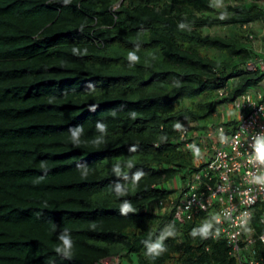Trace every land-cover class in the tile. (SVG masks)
Wrapping results in <instances>:
<instances>
[{
    "label": "trees",
    "instance_id": "1",
    "mask_svg": "<svg viewBox=\"0 0 264 264\" xmlns=\"http://www.w3.org/2000/svg\"><path fill=\"white\" fill-rule=\"evenodd\" d=\"M223 3L0 0V264H103L115 256L119 264H241L222 235H189L215 210L181 221L170 207L174 181L198 169L174 125L212 121L220 105L264 81L263 71L246 68L255 52L245 28L264 23V6ZM221 12L228 18L218 19ZM130 52L140 58L131 67ZM97 121L107 126L99 146ZM77 126L78 147L70 132ZM128 161L127 179L112 173ZM137 170L145 175L133 186ZM116 183L127 196L115 195ZM123 200L135 213L120 214ZM255 210L262 232L264 204ZM169 224L176 236L152 261L142 241ZM65 229L71 259L54 252Z\"/></svg>",
    "mask_w": 264,
    "mask_h": 264
},
{
    "label": "built area",
    "instance_id": "2",
    "mask_svg": "<svg viewBox=\"0 0 264 264\" xmlns=\"http://www.w3.org/2000/svg\"><path fill=\"white\" fill-rule=\"evenodd\" d=\"M235 106L239 111L238 126L232 134L223 125L208 129V138L215 140L211 159L201 173L188 181L181 201L173 207L182 220L192 218L200 209H216L214 216L220 217L216 225L231 254L239 257L243 264H264V231L247 232L255 216V207L264 202V186L252 179L264 174V166L249 163L254 138L264 134V96L256 99L250 93L245 94L235 101ZM189 134L190 129L183 128L181 140L190 149L198 148L203 138H191ZM258 244L260 248L257 249Z\"/></svg>",
    "mask_w": 264,
    "mask_h": 264
},
{
    "label": "clouds",
    "instance_id": "3",
    "mask_svg": "<svg viewBox=\"0 0 264 264\" xmlns=\"http://www.w3.org/2000/svg\"><path fill=\"white\" fill-rule=\"evenodd\" d=\"M249 1H252V0H249ZM258 1H259V3H261V0H258ZM69 2H70V0H63V3H65V4H67ZM210 6L213 8H217V9L225 7L223 0H211ZM262 6H264V5L262 4ZM227 18H228L227 14L225 12H221L218 16V19H220V20H225ZM256 22H259V21H256ZM254 23L255 22L245 26V28L249 31L248 35L250 37L251 44H253L252 45L253 51L255 52V56L253 58L249 59L248 62L246 63V68L249 70H261L264 72V43H263L264 42V36L263 35H260V37L257 36V33L254 32L255 30H253L251 27ZM178 27L181 29H184L185 23L181 22L178 25ZM81 30H83L82 26H81ZM259 38H261L262 40ZM258 42H259V44H257ZM254 45H257V47L255 48ZM258 46L259 47L261 46V48H258ZM72 51L74 54H80V50L77 48H73ZM84 51L86 52L87 50L85 49ZM127 60L129 62V66L131 67V66H134L135 64L139 63L140 58H139V56L136 55L135 52H130L127 56ZM260 88H262L261 84L259 85V89L254 87V88L250 89L249 91L244 92L242 95L237 96L233 101L226 102V103L220 105L219 110L216 113L215 118L212 121L204 122L201 120L198 122H194V121L188 122V123H185L182 125L180 123H176L174 125V129L179 131L178 141L182 144V146L185 149L194 152L195 156H197L196 166L198 167V169L196 171H194L191 176L187 177L185 180L178 178L174 181V184L172 185V187H174L177 191L174 194L173 198L171 199L170 207L174 211L177 220L183 221V220H186V218L182 220V219L177 217L176 209L173 207V204L179 203L181 201L182 196H183V192L186 189L188 181L191 179H194L196 177V175L201 173L207 167V163L211 159L212 146H213L215 140L208 138V135H207L208 129L210 127H216L219 125H223L224 127H226L227 132L232 134V132L236 129V127L239 124V111L235 106V101L239 97H241L245 94H248V93L252 94L256 99H258L260 95L264 96V89H260ZM256 90H258V92ZM222 91L224 92V94H222ZM219 93L221 96H229V88L223 87L219 90ZM95 107L96 106L93 105L89 108V110L95 111ZM227 108H229V110L233 113V116H232V114H230V116L228 118L225 117V110ZM234 111H235V113H234ZM111 115L115 116L116 112L113 111L111 113ZM131 115L134 118L136 114L131 113ZM220 116H222V117L220 118ZM185 127H188L190 129L189 135L191 138H198L199 140L203 138V142L198 143V148L193 146V149H190L186 146L184 141L181 140L182 129ZM96 130L99 133H101V136L99 138L95 139L92 143L96 146H99L101 143L104 142L103 137L107 133V126L105 123L97 121L96 122ZM83 131H84L83 128L80 126H77V127L70 130L71 141H72V144L74 146H77V147L80 146L81 136L83 135ZM161 139L166 140L167 137H161ZM129 150L135 151L136 146L135 145L131 146ZM249 163L259 165V166H264V134H258L254 138V141L252 144V154L250 156ZM78 167H82V166L78 165ZM125 167L128 169H131L134 167V164L132 161H128L122 167L120 163H117V164L113 165L112 173L117 177H120L122 179H127L128 177H127L126 173L123 171V168H125ZM82 175L87 176L88 170L84 169L82 172ZM144 175L145 174L142 170H137L136 172H134L131 176L132 185L138 186L140 181L143 179ZM252 179H253L254 183L259 184L261 186H264V174L255 175V176H253ZM206 180L207 179H204L205 182H206ZM113 191L115 192V195L117 197H123V196L128 195L129 189L124 184L116 183L114 185ZM163 204H165V202L161 201L160 205H163ZM259 204H264V202H260ZM201 210H203V209H200L197 211H201ZM213 210H215V212H216V209L204 210V211L210 212ZM119 211H120L121 215L126 216L129 213H135L136 209L132 206V203L129 200H123L122 203L120 204ZM197 211H195L194 214ZM215 212H214V215H215ZM254 213L256 214L255 209H254ZM194 214H193V217H194ZM254 219H255V216H254ZM254 219H253L252 224L247 228V232L254 230L256 233H261V232H257V230L254 229ZM213 221L215 224H219L220 223V217L218 215H216V216H213L211 218V220H208V219L204 220L199 226L193 227L191 229L189 235L193 239H196L197 237H199L201 240H206L210 236H212V238H214V239L219 237V234L220 235H222V234L220 233V230L218 229L217 225H216L217 229L215 230V232L213 233V231H212L213 226H214ZM263 222H264V220H263ZM242 223H246V221H242ZM91 227L95 228V225L93 224ZM175 236H176V230H175L174 224H169V225L165 226L160 231L159 235H157L154 239L152 238V234L149 233L148 238L142 241V243L144 245V249H145L144 255L152 261L156 260L157 258L162 256L168 250L167 245L165 244V241L168 238H174ZM57 240L59 241V243L55 246L54 252L57 254V256H59L63 259H71L73 256L74 244H73V240H72L70 232L67 229L60 232L57 236ZM227 245H228V243H227ZM256 248L257 249L260 248V245L259 244L256 245ZM229 249H230V247H229ZM259 251H260L259 254H262L261 249H259ZM230 252H231V250H230ZM236 258H238L240 260L241 264H243L242 260L239 257H236ZM108 260H114L115 264L121 263V259L119 258V256H115V257H111L109 259L104 260L103 264H105L106 261H108Z\"/></svg>",
    "mask_w": 264,
    "mask_h": 264
},
{
    "label": "rangeland",
    "instance_id": "4",
    "mask_svg": "<svg viewBox=\"0 0 264 264\" xmlns=\"http://www.w3.org/2000/svg\"><path fill=\"white\" fill-rule=\"evenodd\" d=\"M261 3L264 5V0H261ZM252 29L253 30H255L254 32H256L257 33V36L258 37H260V35H263L264 36V24L262 23V22H255L252 26ZM250 27V28H251ZM216 31H219V32H222V30H220V29H215ZM215 30H211L212 32H215ZM252 30V31H253ZM259 39H261V38H259ZM262 40V39H261ZM264 43V42H263ZM257 44H259V42L257 43ZM253 45V44H252ZM254 47L256 48L257 47V45H254ZM258 48H261V46L259 47L258 46ZM261 87L262 88H260V89H263L264 88V82L263 83H261ZM255 88H258L259 89V86H256ZM234 113H235V111H234ZM230 114H232V116H233V113L229 110V108H227L226 110H225V117L226 118H228L229 116H230ZM222 116H220V118H221ZM105 264H115V262H114V260H108V261H106V263Z\"/></svg>",
    "mask_w": 264,
    "mask_h": 264
},
{
    "label": "crops",
    "instance_id": "5",
    "mask_svg": "<svg viewBox=\"0 0 264 264\" xmlns=\"http://www.w3.org/2000/svg\"><path fill=\"white\" fill-rule=\"evenodd\" d=\"M264 89V88H263ZM258 92V90H256Z\"/></svg>",
    "mask_w": 264,
    "mask_h": 264
}]
</instances>
